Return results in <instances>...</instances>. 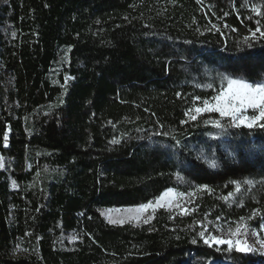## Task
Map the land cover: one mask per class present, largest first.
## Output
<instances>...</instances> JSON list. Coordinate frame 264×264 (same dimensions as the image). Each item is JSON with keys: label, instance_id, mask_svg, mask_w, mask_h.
I'll use <instances>...</instances> for the list:
<instances>
[{"label": "trees", "instance_id": "trees-1", "mask_svg": "<svg viewBox=\"0 0 264 264\" xmlns=\"http://www.w3.org/2000/svg\"><path fill=\"white\" fill-rule=\"evenodd\" d=\"M253 5L264 12V0H0V264H264L198 236L241 217L264 232V129L185 115L224 77L264 83V39L241 43L257 20L264 30ZM168 188L193 211L142 224L98 211Z\"/></svg>", "mask_w": 264, "mask_h": 264}, {"label": "snow or ice", "instance_id": "snow-or-ice-1", "mask_svg": "<svg viewBox=\"0 0 264 264\" xmlns=\"http://www.w3.org/2000/svg\"><path fill=\"white\" fill-rule=\"evenodd\" d=\"M199 2V0H198ZM257 16H264V12H261L260 7L253 5L251 9ZM227 15V13H225ZM257 27L255 30L249 29V35L245 36L241 43L251 47L250 41L256 39H264V30L260 26V21L257 20ZM215 28L216 26L213 25ZM219 31V29H217ZM236 31V29H233ZM258 34V35H257ZM70 77H65V84H67ZM227 82L226 87H221L217 95L211 97L210 99H203L201 106H195L193 109H190L185 113L190 120L196 121L198 116L203 113H217L221 119L205 121L206 124H211L215 128H223L224 124L222 123L224 118L230 120V126L232 127H246L248 129L260 128L264 129V83L259 82H249L242 78H231L224 77ZM211 87V85H209ZM181 94L177 93L179 97ZM200 97H194V101L200 100ZM249 109L253 110L251 115L247 114ZM195 113V114H192ZM185 123V121H181ZM9 131L3 132V141L4 145H8ZM117 140H112L111 143H117ZM211 166L215 167V163L211 162ZM3 157H0V169L4 168ZM235 186V191L230 192L227 196L222 197L225 201H228L230 197L235 196L241 188V182L233 181ZM253 182L251 180L243 181V184L251 185ZM13 187H16V183L13 182ZM201 189L208 190L207 185H201ZM184 193H177L172 188L166 189L160 196L156 197L154 201H148L147 203L140 204L135 208L129 209H109L106 212H102V215H105L108 219V222L111 224L124 223L126 220H139L141 216L151 210L155 212L157 208H168L170 207V202L166 199L169 197H182ZM191 196V193L187 194ZM177 207L179 205L177 204ZM190 210L188 208H181V213L184 215L189 214ZM258 210L253 211V216L257 215ZM112 213H124V215H117L113 217ZM152 217L149 215L144 219V223H149ZM219 219V217H217ZM251 219V217H249ZM241 223H238L235 230L229 228V234L225 236L213 235L208 231L207 225L201 224L203 228L202 231L198 233L199 238L203 241L208 247L215 245L217 250H220V246L226 245L227 251L232 252L233 250L237 253L248 254L259 251L260 254L264 255V238H260L255 231L253 235H257V244L259 248H256L248 243L246 238L248 233V227L243 223L244 218H240ZM260 230L264 231V224L260 225ZM72 240H75L76 237H71ZM193 243H196V240H193Z\"/></svg>", "mask_w": 264, "mask_h": 264}, {"label": "rangeland", "instance_id": "rangeland-1", "mask_svg": "<svg viewBox=\"0 0 264 264\" xmlns=\"http://www.w3.org/2000/svg\"><path fill=\"white\" fill-rule=\"evenodd\" d=\"M166 199L170 202V207H168V208L175 209L180 214L181 213V208H187L188 207V204L190 202L191 196L185 194L182 197H175V196H173V197H169V198H166ZM154 200H152V201H154ZM177 204L179 205V207H177ZM137 206H139V205H135V206H125V207H102V208H99L98 211L101 214L102 212H106L109 209H129V208H135ZM151 213H152V211L149 210L148 212L144 213L139 220H135V219H133V220H126L125 222H131L133 224H142V223H144V219H146L149 215L151 216ZM112 215H113V217H115L117 215H124V213H120V214L112 213ZM102 216L108 221V219L106 218L105 215H102ZM238 223H241V221L239 220V221H236V222H234L232 224L231 223H229V224H220V225H218V224H215L214 225L213 224L212 226H207V227H208V231H210L213 235L225 236L226 237L229 234V228L235 230V228H236V226H237ZM243 223L246 224L244 221H243ZM117 224H120V223H117ZM247 227H248V233H247L246 238L248 240V243L250 245L256 247V248H259V245L256 242L257 235L260 238H264V232H261L260 233V232H258L256 230H253L248 225H247ZM253 231H255L257 235H253L252 234ZM224 246H226V245H224Z\"/></svg>", "mask_w": 264, "mask_h": 264}]
</instances>
